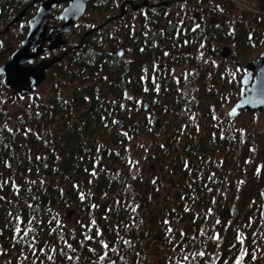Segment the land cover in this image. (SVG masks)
Listing matches in <instances>:
<instances>
[{"label":"trees","instance_id":"16d2710c","mask_svg":"<svg viewBox=\"0 0 264 264\" xmlns=\"http://www.w3.org/2000/svg\"><path fill=\"white\" fill-rule=\"evenodd\" d=\"M148 1L179 11L167 56H119L94 27L68 59L93 83L56 71L47 100L0 96V264H264V129L228 114L264 52V0ZM31 2L0 0L17 43Z\"/></svg>","mask_w":264,"mask_h":264},{"label":"flooded vegetation","instance_id":"af4514ba","mask_svg":"<svg viewBox=\"0 0 264 264\" xmlns=\"http://www.w3.org/2000/svg\"><path fill=\"white\" fill-rule=\"evenodd\" d=\"M43 1L44 0H32L31 3H33L35 7L30 8H35L34 14ZM100 1L102 2V0ZM115 2L116 7L114 9L106 11L105 9H101V14H98L89 9L91 0H88L81 16L72 23L70 30L60 37L61 45L51 51H40L31 62L25 61L22 66L20 62L10 67L9 62L12 54L22 48V41L27 35L29 24L27 22L26 32L19 43H17L16 38L11 36L10 32L14 29V26H10L9 24L2 26L1 21H3V19H0V96L7 100L14 95L35 94L37 97H41L42 90L44 91L43 87L46 85H48V87H46L47 95L49 96L51 94L50 78H53L52 75L55 74L56 71H60V75L63 74L64 71L67 72V78L72 80L68 81L69 90L81 85V83H93L97 74L92 72L85 73L79 79H73L72 60H70V69L68 70V59L73 57L74 52H79L85 47L83 46V40L91 33L94 27L101 26L99 34L100 32L102 34L105 29L111 32L112 40L116 42L118 46V50H115V53L119 56H125L127 54L133 55L134 53L139 54L140 50L145 48L149 50L153 46L162 48L163 54L167 56L169 52L165 47H167L170 37L169 24L176 20L179 11L175 8L161 10L159 8V1L115 0ZM67 5L68 2L64 1L56 3L51 7L44 33V38L47 39L38 43L40 49L49 45L51 40L55 37L58 26L63 22V20L59 19V14ZM24 10L26 12V8H24ZM89 14L97 15L98 22L94 23L93 19L95 17L91 20H87ZM54 18H56V20ZM11 41L12 45L10 44ZM177 45V49H179L180 42ZM29 53H34V48L29 49ZM144 55L147 56L148 52L139 56L141 58ZM140 58L136 57V60ZM63 64L67 65L66 69L61 67ZM149 75L152 77V72H150ZM38 76L42 77L41 81L32 89L35 77ZM137 77L143 80L147 79V77H143L141 72L136 73V77L134 78ZM53 79L55 81V78ZM144 89L148 93V87ZM146 101L148 103L147 108L149 107L148 110L146 109V112H148L151 102L148 98H146Z\"/></svg>","mask_w":264,"mask_h":264},{"label":"water","instance_id":"95a60500","mask_svg":"<svg viewBox=\"0 0 264 264\" xmlns=\"http://www.w3.org/2000/svg\"><path fill=\"white\" fill-rule=\"evenodd\" d=\"M68 2V5L60 12L59 19L63 22L58 26L55 37L45 48L40 49L39 42L43 41L46 30L49 13L52 6L59 2ZM88 0H44L38 7L34 16L29 20V29L26 37L22 41V48L15 51L10 59L9 65L14 66L25 61L31 62L40 51H51L61 45L60 37L68 32L72 23L76 21L84 11ZM24 14L22 10L12 22H17ZM34 48V53L30 54L29 49ZM229 54V48L223 50V55ZM246 72L241 78V84L244 87L242 97L233 104L228 114L231 117L238 116L242 111L259 110L264 108V52L257 58L249 61L245 65ZM41 76L35 77L32 89L41 81ZM121 127V125H119Z\"/></svg>","mask_w":264,"mask_h":264},{"label":"rangeland","instance_id":"374dc122","mask_svg":"<svg viewBox=\"0 0 264 264\" xmlns=\"http://www.w3.org/2000/svg\"><path fill=\"white\" fill-rule=\"evenodd\" d=\"M96 16L94 14H89L87 16V20L88 19L91 20V19H93V17H95L93 19V21H94V23H97L98 18ZM10 44L12 45V41ZM46 86L48 87V85H46ZM46 86L43 87L44 91L42 90V96H41L44 100L48 99ZM251 117L254 119V125H255L256 129L258 131L263 130L264 129V109H261L260 111H253V112L242 111L238 116L231 118L230 122L235 127L241 128L244 131V134H246L248 132V123H249V120ZM157 166H159V163H156L154 165L147 163L143 166L142 172L145 175H147V174L150 175L151 172H155L157 170ZM75 217L76 216L71 214V213L67 214V218H68L67 219V225L68 226L72 225V222L74 221Z\"/></svg>","mask_w":264,"mask_h":264},{"label":"snow or ice","instance_id":"6c2138e0","mask_svg":"<svg viewBox=\"0 0 264 264\" xmlns=\"http://www.w3.org/2000/svg\"><path fill=\"white\" fill-rule=\"evenodd\" d=\"M20 231V229L19 228H17V232H19ZM218 238V237H217ZM69 247H71L70 245H69ZM201 255H203V253H201Z\"/></svg>","mask_w":264,"mask_h":264}]
</instances>
